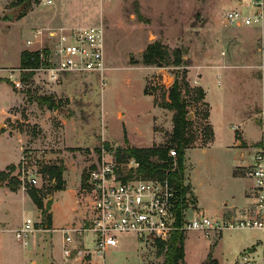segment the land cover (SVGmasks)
I'll use <instances>...</instances> for the list:
<instances>
[{
  "label": "rangeland",
  "instance_id": "obj_1",
  "mask_svg": "<svg viewBox=\"0 0 264 264\" xmlns=\"http://www.w3.org/2000/svg\"><path fill=\"white\" fill-rule=\"evenodd\" d=\"M253 1L258 0H0V111L11 107L12 117L4 120L10 130L6 139L11 141L15 134L23 137L18 162L6 167L17 161L18 153L0 139V246L7 251L4 257L0 254V264L62 263L61 230L36 226L27 247L16 239L15 231L26 219L45 222L32 191H37L57 227L80 228L91 212L88 175L104 157H116L117 150L126 147L171 146L170 152L175 150L174 112L164 108L175 81L193 124L184 175L196 212L215 219L247 203L245 192L251 182L245 173L264 125V24L233 27L226 16L232 10L250 15ZM92 25L106 30L105 72L48 71L53 65L40 54L53 49L56 39L50 35ZM37 31L43 32L40 42L35 39ZM28 41L34 45L28 46ZM154 45L167 54L169 61L163 68L144 58ZM24 52H38L44 63L33 75L21 68ZM169 78L172 82L167 84ZM18 81L21 89L15 86ZM184 82L189 85L188 94ZM199 89L205 99L197 103L194 91ZM42 98L54 102V109L40 106L37 100ZM210 128L213 142L207 135ZM24 154L29 158L25 172H39L36 185L21 179ZM54 165L65 170V189L68 181L75 183L77 202L70 191L54 200L56 192L51 189L56 181L44 174L45 167ZM11 197L27 209L22 212ZM86 237L88 244L91 234ZM185 240L183 264H235L253 249L256 264H264V236L256 230L190 231L185 232ZM120 241L119 247L106 253L105 264L164 263L157 244L143 246L130 235L121 236ZM94 259L100 264V258Z\"/></svg>",
  "mask_w": 264,
  "mask_h": 264
},
{
  "label": "built area",
  "instance_id": "obj_2",
  "mask_svg": "<svg viewBox=\"0 0 264 264\" xmlns=\"http://www.w3.org/2000/svg\"><path fill=\"white\" fill-rule=\"evenodd\" d=\"M263 1H253L250 15L238 10L229 11L227 24L233 27H262ZM51 3L49 1L48 5ZM42 38L43 32L37 31L36 41L40 42ZM50 38L56 39L53 49L49 54H40L43 61L53 65L48 71L57 74H103L107 69L106 30L102 25L77 28L67 34H52ZM27 45H34V41H28ZM15 86L21 89L22 83L15 82ZM27 157L28 154H24L21 160V179L36 185L39 172H25L29 164ZM170 157H177L176 151L172 150ZM138 168L139 164L134 160L119 163L115 156H107L89 173L87 185L92 197L91 212L80 228L61 229V264H97L95 257L100 258V264H105L106 253L119 247L123 235L133 236L136 243L143 246L148 243L166 244L176 232L221 234L226 230H256L264 236V125L245 173L251 182L246 205L232 208L215 219L205 212H196L190 195L184 198L168 177L142 179L133 173L125 180L130 171L135 172ZM191 212H195L192 217ZM41 225V221L26 219L22 228L16 231V239L27 247L29 234ZM86 233L91 234L88 244ZM261 244V259L264 262V241ZM254 254L255 249L245 251L235 264H256Z\"/></svg>",
  "mask_w": 264,
  "mask_h": 264
},
{
  "label": "trees",
  "instance_id": "obj_3",
  "mask_svg": "<svg viewBox=\"0 0 264 264\" xmlns=\"http://www.w3.org/2000/svg\"><path fill=\"white\" fill-rule=\"evenodd\" d=\"M167 54L159 45H154L148 48L147 53L144 58L147 63H157V65L166 66ZM178 61V60H177ZM44 63L40 60L39 53H27L24 52L21 56V68L30 69L31 74L35 69H39ZM188 83L184 82L185 91L188 94L189 89ZM182 92L180 91V86L178 82H174L170 94L169 102L164 104V108L174 112L173 116V133H172V142L175 145V150L177 154L176 166L174 164V159L170 157V147H152V148H132L126 147L124 149L117 150L116 159L119 163H127L130 160H134L139 164V168L134 172L130 171L125 178L129 179L135 173V177L142 179H162L168 177L180 190L181 195L185 198L187 194L190 195L192 201L193 194H191L189 186L185 184V155L186 151L190 150V145L192 139L189 131L192 127V121L189 120V111L188 104L184 98H182ZM196 93L197 103L204 101L205 93L202 89L194 91ZM40 106H47L49 109H54L55 104L44 98L37 100ZM206 119L210 118V115L206 113ZM210 142L214 141V130L210 128L209 134ZM127 143V139H126ZM109 147V146H107ZM64 168L61 166H47L44 168V174L49 179H55V184L51 189L52 192L64 191V181L63 173ZM121 173V172H120ZM122 174V173H121ZM1 178V175H0ZM31 198L33 199L37 208L43 211L45 216L44 224L47 229H51L52 226V216H47V211L45 210L44 203L41 199L38 198L37 191L31 192ZM49 206L52 205V202L49 201ZM180 224L182 219L180 218ZM158 256H164L163 264H182L185 258V232H176L170 241L166 244L157 243Z\"/></svg>",
  "mask_w": 264,
  "mask_h": 264
},
{
  "label": "crops",
  "instance_id": "obj_4",
  "mask_svg": "<svg viewBox=\"0 0 264 264\" xmlns=\"http://www.w3.org/2000/svg\"><path fill=\"white\" fill-rule=\"evenodd\" d=\"M264 93V92H263ZM263 95V94H262ZM262 106H264V104L262 105ZM9 108H11V107H7L6 109H4V110H1L0 111V125H2L3 127L1 128L2 129V131L0 132V139H4V141L6 140L7 141V145H10L11 146V148L13 147V149L18 153V157H17V161H15V162H10V163H7L4 167H6V166H9L10 164H13V163H17L18 162V160H19V157H20V154H21V145H20V140L22 141L23 139V137L19 134V135H17V134H15L14 135V137H12V138H10V140L11 141H8V139H6V137L7 136H9V133H10V130H8L9 128H8V124H6L5 122H4V120L5 119H8L9 117H12V115L9 113ZM263 117H264V112H263ZM262 121H263V123H264V119H262ZM243 136V135H242ZM20 137V138H19ZM22 137V138H21ZM237 143H240L239 141H237V140H235ZM139 148H141V147H139ZM191 150V149H190ZM189 151V150H188ZM187 152V151H186ZM242 167H244V166H242ZM238 168H240V167H238ZM2 170V169H1ZM0 170V171H1ZM190 182H191V185H192V187H193V192H194V196L197 198V201H198V206H199V202H200V197H199V193H198V190H197V186L195 185V182H196V179H195V177H194V174L191 172V175H190ZM72 185V187L70 188V186ZM250 188V187H249ZM249 188L248 189H246V192H245V196L247 195V192H248V190H249ZM71 192V196H72V198L77 202V189H76V187H75V183L74 182H71V181H68V185L66 186V189L64 190V191H59V192H56L55 193V196H54V200H55V197H56V195H58L59 193H66V192ZM13 200H16L17 201V203H19L20 204V206H21V211L23 212V211H25L26 209H27V207H23V202H21V200H19V199H16V198H13V197H11ZM10 198V199H11ZM21 203H20V202ZM53 203H54V201H53ZM246 205V204H245ZM52 207H53V204H52ZM228 207V205L227 204H224V206H223V208L224 209H228L227 208ZM233 208V207H232ZM231 208V209H232ZM230 209V210H231ZM52 211V210H51ZM72 227V226H71ZM66 228V227H65ZM68 228V227H67ZM61 229H63V228H61V227H57L56 225H55V220H54V218H53V215H52V226H51V230L50 231H56V230H61ZM17 231V230H16ZM15 231V232H16ZM187 240V239H186ZM186 240H185V243H186ZM6 253H7V251H6V249L4 248V246H0V254L4 257V256H6ZM186 258V257H185ZM184 258V262H185V259ZM32 264L34 263V262H31ZM183 264V263H182Z\"/></svg>",
  "mask_w": 264,
  "mask_h": 264
},
{
  "label": "water",
  "instance_id": "obj_5",
  "mask_svg": "<svg viewBox=\"0 0 264 264\" xmlns=\"http://www.w3.org/2000/svg\"><path fill=\"white\" fill-rule=\"evenodd\" d=\"M9 18L11 19L12 17L11 16H9ZM159 67L160 68H163V66L162 65H159ZM172 82V79L171 78H169L168 79V82H167V84H169V83H171ZM3 126L2 125H0V128H2Z\"/></svg>",
  "mask_w": 264,
  "mask_h": 264
}]
</instances>
